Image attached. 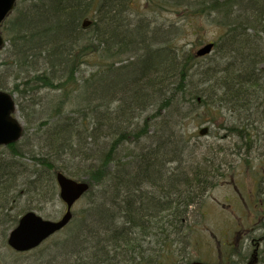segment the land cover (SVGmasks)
Wrapping results in <instances>:
<instances>
[{
	"label": "trees",
	"instance_id": "obj_1",
	"mask_svg": "<svg viewBox=\"0 0 264 264\" xmlns=\"http://www.w3.org/2000/svg\"><path fill=\"white\" fill-rule=\"evenodd\" d=\"M19 2L2 26L14 51L0 64V88L20 99L30 93L34 110L42 104L43 116L33 123L36 144L44 139L47 149L30 153L18 141L0 150V247L22 213L56 196V172L74 177L82 162L91 189L62 229L65 255L73 260L63 264L181 262L190 210L219 184L215 154L202 152L196 160L200 146L191 144L184 124L188 118L213 124L230 108L237 120L226 126L227 136L238 137V154L253 149L250 130L264 121V0H155V10H185L223 31L214 40L220 58L209 65L201 61L210 54L200 57L173 42L179 26H153L133 0ZM94 53L100 66L79 77ZM3 64L18 74L6 76ZM43 89L60 98L38 102ZM72 97V115H56ZM150 134L155 143L142 147ZM133 140V148L126 146ZM22 193L33 200L20 209Z\"/></svg>",
	"mask_w": 264,
	"mask_h": 264
},
{
	"label": "rangeland",
	"instance_id": "obj_2",
	"mask_svg": "<svg viewBox=\"0 0 264 264\" xmlns=\"http://www.w3.org/2000/svg\"><path fill=\"white\" fill-rule=\"evenodd\" d=\"M30 2L31 0H20L19 3L21 7H28ZM133 2L134 10L141 12L140 15L147 21L149 19L154 21L153 26L160 24L169 26L173 22L176 26H179L181 32L176 36L172 35V39L182 50L187 51L190 49L192 52H195L198 48L205 45L206 42L218 39L223 32L215 25L207 22L204 24L206 20L203 17L198 18L197 14L187 13L185 10H181V13H176L171 8L155 10L158 7L156 5L159 4L155 0H133ZM16 12V10L12 12V18ZM3 32H5L4 28ZM10 43L6 39L5 47L0 51V64L3 61H7L5 60V56L10 57L14 51ZM213 51L209 57L207 56L201 61L203 64L207 62L208 65L213 64V61L220 58L218 52L216 50ZM100 59L97 53L89 56L88 62L90 63L85 66H80L82 72L80 71L78 76L89 74V71L93 69L97 70L98 66H100ZM2 67L4 70L8 69L7 72H4L6 76L12 74L13 77L15 74H18V69L11 64L9 66L3 64ZM12 77L9 78L11 82L9 86L13 84ZM79 82L82 83V80L80 79ZM19 83H21L20 80ZM3 90L11 93V90ZM80 94L81 92H78L77 95L80 97ZM14 95L18 103H22L25 107V109H22L18 105L15 112L25 127L24 134L18 140L20 141V147L30 151H46L47 148L43 149V144H41L44 139L41 140L40 144H36L40 132L38 131L39 125L33 123L34 119L37 118V121H40L38 117L43 116V113L39 112L42 104L34 103L35 109H37L34 110L30 107L33 105V103L29 102L31 97L30 93L27 99L23 96L20 99L18 93H14ZM50 95L53 97H50ZM46 96L58 99L60 98V93L58 91L43 89L36 93L35 98L39 100L38 102H43ZM57 102V100L54 101L56 104ZM76 103L77 98L72 97L66 104L64 113L56 115H72L70 111L76 108ZM233 113L230 108H224L217 115L218 120L213 124L201 123L191 118H188L184 124V130L187 131L188 135H191V144L200 146L195 149L197 151L196 160H199L202 152L208 153L210 151L213 155L215 154V161L219 167V170H217L219 184L211 189L201 206L191 208L189 213L190 229L187 236L189 244L186 252H181V262L177 264H187L196 259L215 264H223L225 257L227 258L226 264H228V259L230 258L246 260L255 248L256 250L258 249L257 253L261 257L259 264H264V121L258 125L261 128L257 130L252 128L250 130L252 132L251 146L253 149L250 152L243 153L242 151V154H238L237 145L238 143L241 144L238 137L233 136L234 134L230 137L227 136L229 131L226 126L234 124L237 120L236 115ZM204 127H209L208 133L204 132V134H201L200 130ZM255 131L260 133V136H258L257 132V138L253 136ZM152 136L153 134H150L149 137L147 136L141 139L142 147L144 144L150 142L155 143V137L153 138ZM136 142L134 140L127 141L126 146L130 145V148H133V144H136ZM35 144L36 146H34ZM25 160L31 162L27 158ZM17 168L21 169L19 167ZM88 168L89 166L83 165L82 162L79 165H74V170H72L75 173L74 178L78 180L84 179L90 182ZM66 175L68 176L70 174ZM56 188V196L51 198L52 195H49L48 198L50 199L47 202L44 201L41 206L32 209L48 220L58 219L66 211V203L59 196L60 188L58 184H56ZM31 200L33 199H30L28 194L22 193L19 204L20 209L26 207V204ZM86 202V198L81 197V200L75 203L72 208L74 212L72 218L81 212V208ZM260 205H262V209ZM12 212L15 213V210ZM11 229L13 227L8 230L7 234ZM66 234L67 231L62 230L50 236L40 247L29 250V252L17 253L12 247L5 244L0 247V261L2 264H63L64 261L71 262L72 259L70 256L65 255L69 252L63 249L67 244L65 242L67 240Z\"/></svg>",
	"mask_w": 264,
	"mask_h": 264
},
{
	"label": "water",
	"instance_id": "obj_3",
	"mask_svg": "<svg viewBox=\"0 0 264 264\" xmlns=\"http://www.w3.org/2000/svg\"><path fill=\"white\" fill-rule=\"evenodd\" d=\"M16 2L17 0H0V47L5 42L1 26L8 14L15 8ZM214 46V42H207L198 48L196 53L199 56H205L213 52ZM16 110L17 103H15L13 94L0 89V148L22 137L24 125L14 114ZM56 178L60 188V197L66 203V212L59 219L48 220L36 211L28 210L19 218L17 226L8 233V244L16 251H29V249L39 247L43 241L68 225L73 216L72 207L91 188L87 180H78L67 176L62 171L56 173ZM189 264L208 263L195 260Z\"/></svg>",
	"mask_w": 264,
	"mask_h": 264
},
{
	"label": "flooded vegetation",
	"instance_id": "obj_4",
	"mask_svg": "<svg viewBox=\"0 0 264 264\" xmlns=\"http://www.w3.org/2000/svg\"><path fill=\"white\" fill-rule=\"evenodd\" d=\"M258 249L256 250V248L253 250V252L250 254L249 257H247L246 260L243 259H235V258H230L228 259V264H249L251 262V264H259L261 257L259 256V253H257ZM226 257H225V261L223 264H226ZM234 259V260H233ZM210 264H215V263H211Z\"/></svg>",
	"mask_w": 264,
	"mask_h": 264
}]
</instances>
